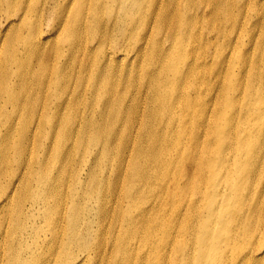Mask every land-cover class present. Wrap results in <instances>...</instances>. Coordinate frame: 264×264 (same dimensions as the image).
Here are the masks:
<instances>
[{"label": "bare ground", "instance_id": "6f19581e", "mask_svg": "<svg viewBox=\"0 0 264 264\" xmlns=\"http://www.w3.org/2000/svg\"><path fill=\"white\" fill-rule=\"evenodd\" d=\"M144 5L145 0H41L29 8L31 16H35L36 20L28 25L18 18L17 26L14 19L9 18L22 10L23 5L16 6L14 9H18L8 15L6 22L1 24L4 32L7 31L2 39L5 43L2 53L6 58L13 57L15 50L22 47L23 52L38 60L44 69L41 73L37 64V72H32L33 69L21 62L24 66V76L46 75L49 76V83L56 65L55 57L64 56L63 52L58 51L66 45L67 56L71 58L88 60L93 51L98 53L102 58V69L99 70L106 74L107 68L114 63L115 58H122V54L126 56L135 52L138 58V54L144 52L156 32L162 31L165 38L176 32L175 18L178 14L172 13L168 17L166 12L155 9L150 17L142 16L140 13ZM159 18L160 22L157 23ZM197 19H192V24L187 30L189 38H193L197 32ZM149 25L157 26V29L147 30ZM22 28H27L29 32L21 38ZM50 32L56 38L63 37L62 41L53 40L51 45L47 42L43 44L48 40V36H51ZM134 33H140L142 39L136 48L130 46L128 41ZM90 43L96 44L94 50ZM51 53L53 57L50 63ZM200 57L203 58L202 55ZM197 60L194 55L189 67L190 72L195 71ZM92 66L95 67L94 60ZM67 68H75L69 59L64 60L57 73L60 75V81L63 76L58 87L59 91L61 90L59 97L53 101L50 93L44 94L49 109L54 108L60 113L62 109L66 110V115L59 118L62 121L59 122L55 117L48 120L54 130L50 134L53 144L44 145L43 151L40 138H36L32 143V149L35 146L38 153L46 152L48 157L31 158L28 163L29 175L24 176L25 164L18 156L25 154L24 151L16 152L14 174L12 173V178L6 183V191L2 192L1 209L15 194L17 197L26 193L28 200L32 197L33 201H24L28 205L13 210L9 218L0 225V264H46V253L52 250L53 242L56 243L57 252L47 264H259L258 258L264 257V245L252 244L250 240L256 237L253 234L257 229L258 237L263 234L264 239V188L258 190L259 196L253 199L254 190L249 185V191L244 195L247 185L252 181L254 170L248 168L242 186L247 185L241 191L242 186L236 185L231 172L235 165L222 153V179L229 182L227 190L234 196V200L230 201L229 194L227 195L230 205L234 206V213L226 211L228 216L214 227L218 216L212 206L222 200V196L215 194L210 197L209 192L205 190L210 177L206 179L204 171L209 159L211 161L218 153V150H215L217 139L208 144V156L198 155L193 158L178 150L173 152L174 157L169 159L170 143L159 139L150 130L153 124L150 119L152 109L148 110L149 119H137L131 109L123 106L125 112L122 117L113 121L109 119L107 126L95 124L90 120L84 123V117L80 114L86 109H78L79 99L69 96V91H66L69 82ZM99 75L100 73H97V78ZM151 75L156 79L163 78L161 72ZM35 80L38 82V91L44 92L41 79ZM108 82H112V79H108ZM105 86L106 84L103 85L102 96L110 101L112 99L104 93ZM96 88L97 92L100 87L97 85ZM197 98H200L204 105L205 119L207 95L196 92ZM38 103L36 115L40 116L43 95H39ZM102 106L103 109L99 111L95 108L87 110L91 115L103 119L107 110L105 103H102ZM170 108H173L172 104ZM176 114V111H171L170 116ZM133 119V126L139 123L140 128L132 127ZM126 120L129 123L121 145L120 131ZM68 121L70 127L65 131H56L58 127L63 128L64 124H68ZM90 125L92 130H87ZM209 131L211 133L210 129ZM80 132L84 133L81 150H77L79 141L67 147L68 141L76 138ZM206 132L207 130L203 134ZM132 133L137 136L130 148ZM137 139L139 143H136ZM153 141L156 147L150 145ZM16 142V149L25 144L20 138ZM85 144L97 147L93 153L96 159L94 158L92 163L91 159L86 163L87 151L83 146ZM222 146H225V141L220 147ZM232 149L233 142L229 146V150ZM102 158L104 159L100 161ZM203 158H207V162H203ZM116 159L118 161L114 163ZM90 166L92 171L95 170L89 174ZM123 166H126V172L119 173V170L124 169ZM63 169H67L68 173L61 178ZM152 169L165 173L157 181L148 182L147 178ZM111 173L114 176L112 184L109 182ZM123 178V193L118 197V202L126 199V209L121 207L116 213L117 218L114 219L116 202L108 208L107 186L108 183L110 187L115 186L116 180ZM212 185L216 187L218 183ZM32 186L35 188H31ZM33 191L35 192L30 193ZM187 193L190 196L186 199ZM194 193L201 198V204L192 201ZM90 200L94 201V211ZM39 202L42 213L34 216L31 211ZM131 213L134 214L130 215ZM22 215L23 220L20 218ZM10 216H13L12 219ZM30 217L33 226L28 223ZM35 234L38 240L34 238ZM59 252L60 259L57 258Z\"/></svg>", "mask_w": 264, "mask_h": 264}, {"label": "rangeland", "instance_id": "374dc122", "mask_svg": "<svg viewBox=\"0 0 264 264\" xmlns=\"http://www.w3.org/2000/svg\"><path fill=\"white\" fill-rule=\"evenodd\" d=\"M20 1L10 0L6 2L0 0V27L6 22L8 15L18 9L14 8L21 5H23L22 10L16 16L9 17L14 19L16 26L19 19L28 25L36 20L35 16H31L29 8L37 5L41 0ZM198 5L200 8H196ZM155 9L166 12L168 17L172 13L178 14L175 18L177 28L174 35H168L165 38L162 31L156 32L148 42L144 52L138 54V58H136L137 53L135 52H130L126 56L122 54L121 57H125V59L115 58L114 63L107 68L106 74L99 70L102 69V67L100 68L102 58L98 53L93 51L88 60L80 57L71 58L67 56V47L64 45L58 51L63 52L64 56L55 57L56 65L49 83V76L46 75L24 76V66H22L24 63L33 69L32 72H37V64L41 73L44 72V69L38 60L36 61L29 54H25L22 47L15 50L13 57H4L2 51L5 43L2 39L5 38L7 31L4 32L1 27L0 74L3 76H0V200L3 199L1 198L2 192L6 191V183L12 178V173L14 174L13 168L17 160L16 152L24 151L25 155L21 157L20 154L18 156V159L25 164L23 167L24 176L29 175L28 163L31 158L48 157L46 152L40 151L38 153L35 146L32 149V143L36 138H40L43 145L42 150L45 151L44 145L53 144L50 134L54 130L48 120L51 117L59 119L62 115H66L65 109H62L61 113L56 112L54 108L49 109L47 101L44 99L45 92L50 93L53 101L61 94L58 87L63 76L60 81V75L57 73L66 59H69L71 65L75 67L67 68L69 70V82L66 85V91H69V96L72 95L73 98L79 99V104H76L78 109H86L84 113L80 114L84 117V123L90 120L95 124L107 126L109 119L113 121L122 117L125 112L123 106H127L128 110L131 109V113L134 112L137 119H149L147 117L148 110L152 109L150 119L153 124L150 130L159 139H164L170 143L168 144L169 159L174 157V153L178 150H181L185 156L191 155L193 158L198 157V155L201 157L208 156V144L211 141L214 142L215 138L217 139L215 150H218V153L211 161L209 159V164L204 171L205 178L210 177L205 189L209 192L210 197L215 194L222 196V200L212 206L218 216L214 227L225 220V216H228L226 211L234 213L232 210L234 206L230 205L234 196L229 194L227 190L229 182L222 179L224 175V169L221 170V165H224L222 153L226 154V159L232 160L235 165L231 168V172L238 187L244 183L248 168L251 167L254 170L252 181L248 185L246 184L244 195L250 187H253V199L259 196L258 190L264 188V0H145L140 15L150 17ZM196 18H198L197 32L193 38H189L187 30L192 24V19ZM159 22L160 18L157 20V23ZM148 29L155 30L157 26L149 25L147 26ZM28 32L27 28H22L21 38L25 37ZM62 39L63 37L56 38L52 33L43 44L47 42L51 45L53 40L62 41ZM128 41L130 46L136 48L141 44L138 42H142L141 34H132ZM90 44L94 50L96 44ZM194 55L198 60L195 71L190 72L189 67ZM201 55L203 58L200 57ZM52 57L53 53L50 55V63ZM93 60L95 67L92 66ZM21 62L23 63L21 64ZM49 67L50 64H48ZM158 72L162 73L163 78L156 79L154 75H151ZM97 73H100L98 78ZM38 78L41 79L44 92L38 91V82L35 80ZM108 79H112V82H108ZM105 84L104 93L107 95L106 97L112 99L110 101L102 96L103 85ZM97 85L100 88L96 92ZM196 92L200 95H207L205 119L203 118L204 105L200 98L196 99ZM39 95H43L40 116L36 115L39 109ZM98 95L101 96L98 97ZM102 103H105L107 110L103 119L91 115L87 110V108H95L96 111H99L103 109ZM170 104L173 105V108H170ZM171 111H176L177 114L171 117ZM36 121L39 122L36 123ZM58 121L62 120L59 119ZM133 121L134 119L131 121L132 127L140 128L139 123L133 126ZM128 123L126 120L120 131L121 145L123 143L122 138L126 135ZM68 127H70L69 121L68 124H64L63 128L58 127L56 131H65ZM87 130H92L91 125ZM205 130L207 132L203 134ZM83 134L80 132L77 135L80 138L70 139L67 147L79 141L77 150L80 151ZM136 136V133H132L129 140L130 148ZM19 138L20 141H25L24 146H22L23 149L21 147L16 149V141ZM224 141L225 146L222 148L220 146ZM232 142L233 149L230 151L229 146ZM136 143H139V139L136 140ZM151 144L156 147L154 141ZM83 146L87 151L86 163L89 159L92 163L93 159H96L93 153L97 147L88 144ZM202 160L207 162V158ZM116 161L118 159L114 163ZM123 168V170H119V173L126 172V166ZM94 170L92 171V166H90L89 174ZM67 173V169H63L60 174L61 178ZM164 173L159 169H152L147 181L155 182ZM213 173L215 175H212ZM30 177L32 178V176ZM113 181L114 176L111 173L110 184ZM124 181L125 178L117 179L115 186L110 187L109 183L107 186L109 189L108 208L110 209L112 204L116 202L114 219L117 218L116 213L121 207L124 206L126 209V199L118 202V197L123 193ZM214 183H218V185L214 187L212 185ZM246 185L242 186L241 191ZM249 185L251 186L249 187ZM33 187L35 188V186L31 188ZM228 194L230 201L227 200ZM26 196H28L26 193L17 195V197L15 194L2 209L0 208V225L9 218L13 210L16 211L23 205H28L24 202L29 198ZM189 196L190 194L187 193L185 198L187 199ZM15 197H19L20 200H18L19 198L16 200ZM191 199L195 203L201 204V198L195 193ZM29 200L33 201L32 197ZM90 203L94 211V201L90 200ZM31 212L34 216L41 214V202ZM92 214L94 215L93 212ZM10 217L12 219L13 216ZM20 218L23 220V215ZM33 220L36 221V219ZM28 223L33 226L32 217L28 219ZM262 225L264 226V222ZM258 233L257 229L253 234L256 237H253L250 243L262 246L264 245L263 234L258 237ZM34 238L38 240L37 234ZM51 246L52 250L46 253L48 259L46 264L53 259L57 252L56 243L53 242ZM60 254L61 252L57 255L58 259H60ZM258 263H264L263 256L258 258Z\"/></svg>", "mask_w": 264, "mask_h": 264}]
</instances>
